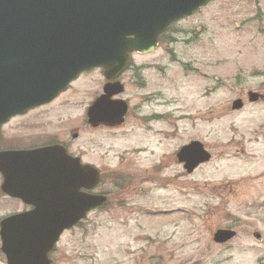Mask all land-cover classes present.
Returning <instances> with one entry per match:
<instances>
[{
    "label": "flooded vegetation",
    "instance_id": "af4514ba",
    "mask_svg": "<svg viewBox=\"0 0 264 264\" xmlns=\"http://www.w3.org/2000/svg\"><path fill=\"white\" fill-rule=\"evenodd\" d=\"M223 2L246 6L242 19L237 23L226 20L230 16L218 10ZM178 5L184 8L183 14L168 21L156 36L154 49L148 54L132 53L129 65L116 78L106 79L103 69L84 72L51 102L12 117L0 127V153L3 154L0 167L4 172V175L0 173V232L2 229L8 240V251L15 257L14 261L22 255L16 249L31 244L32 231L36 230V223L42 219L26 215L36 212V205H41L43 201L49 203L50 194L42 190L36 178L41 164L37 152L45 148H57L56 153L61 155L63 152L78 161L80 166L95 168L99 174L98 185L92 190L87 188L80 192L105 198L99 207L89 211L74 227L62 231L46 254L48 264H95L94 258L84 257L83 251L86 250L84 241L89 235L90 221L100 214L112 213L117 219L121 215L124 223L131 216L135 222L152 217H172L178 220L173 224V229L177 230L180 224L187 222L195 236L200 230L193 222L194 213L186 218L184 181L186 176H192L216 162L226 163L229 170L242 172L238 180H234V183L228 180L223 188L230 192L260 194L258 200L246 206L248 209H264V0H181ZM148 21L155 30L166 22L164 18ZM228 27H232L233 32L244 34L241 66L237 64V71L229 78H221L216 59L209 63V69L202 71L195 66V60L177 56L180 49L216 47L217 31ZM159 52L163 56L155 60ZM137 58L154 60L135 63ZM142 71L151 72L143 74ZM172 72L181 74L186 80L189 96L198 95L203 101L214 97V105L205 108L207 112L217 108V94L222 90L221 95L229 98L223 113H244L243 124H221L220 132L224 135L208 138L210 141L206 142L200 136L187 137L185 127L180 128L185 124H170L169 112L162 114L153 110L160 106L154 103V95L163 96L164 82L166 85L169 83ZM91 73L99 76V90L82 109L74 129L59 134L56 131L42 132L41 124H25L56 102H63L81 79ZM152 75H156L161 84L150 92H144L147 88L144 76ZM112 84H118L121 92L109 96L107 100L122 101L126 111L114 123L97 122L92 125L88 121V110L93 101L102 95L103 88ZM127 87L133 92L131 99L126 97ZM167 105L168 102L165 107ZM148 106L151 110L146 113ZM258 112H262L260 120H256ZM99 115L102 116L101 111ZM130 119L132 124H127ZM125 128L129 132H123ZM106 131L117 135L122 132L120 138H124V142L117 147L112 170L99 169L91 158L95 150L90 143V133ZM128 133L130 136L125 138ZM103 149L101 146L102 154ZM142 164H145L144 168L140 167ZM9 182L8 191L2 189V185L8 186ZM203 185L207 187V184ZM188 187L198 189L199 186L192 183ZM260 201L261 204H254ZM217 230L235 232L233 240L237 236L235 228H217L211 238ZM251 236L254 241L255 237H260L257 232H252ZM65 237L70 238L69 249L60 248ZM261 241L260 237L257 243ZM1 247L0 236L2 264H9ZM144 251L141 250L143 254Z\"/></svg>",
    "mask_w": 264,
    "mask_h": 264
},
{
    "label": "water",
    "instance_id": "95a60500",
    "mask_svg": "<svg viewBox=\"0 0 264 264\" xmlns=\"http://www.w3.org/2000/svg\"><path fill=\"white\" fill-rule=\"evenodd\" d=\"M164 2L0 0V125L13 115L50 101L82 71L102 67L105 76L117 75L130 52L148 47V29H141L135 22L155 10L159 16L177 13L168 14ZM135 40L142 42L133 45ZM114 88L106 87V96L116 93H112ZM123 113V105L107 102L103 96L90 108L89 122L114 123ZM56 150L38 152L41 164L36 178L50 199L26 215L42 219L32 231L31 244L16 249L22 255L15 261L1 229V251L9 264H47L45 254L61 231L103 201L79 193V189L97 184V172L88 166L79 167L76 160ZM4 186L8 191L10 182ZM233 236V232L217 231L213 242L222 244Z\"/></svg>",
    "mask_w": 264,
    "mask_h": 264
},
{
    "label": "rangeland",
    "instance_id": "374dc122",
    "mask_svg": "<svg viewBox=\"0 0 264 264\" xmlns=\"http://www.w3.org/2000/svg\"><path fill=\"white\" fill-rule=\"evenodd\" d=\"M245 8L246 6H234L224 2L218 6L219 11L230 16L226 20L234 23L242 19ZM231 28L217 31L216 47L180 49L177 56L186 60H195V66L202 71L209 69V63L216 59L219 62L217 72L221 78H229L237 71V64L241 66L244 41V34L233 32ZM162 56L163 54L159 52L155 55V60L161 59ZM152 60L137 58L135 63ZM144 78L147 82L144 92H150L157 84H161L156 75L144 76ZM187 85L181 74L172 72L169 83L166 85L164 82L163 96L154 95V103L160 106L153 108L158 113L169 112L172 121L170 124H185L180 128L185 127L187 137L200 136L205 142L210 141L208 138L224 135L220 132L221 124L230 122L243 124L245 121V114L242 112L223 113L225 102L229 98L221 95L222 90L217 94V108L207 112L205 108L214 105V97L203 101L198 95L189 96ZM98 90L99 76L97 73H91L81 79L79 85L74 87L63 102H56L36 118L31 117V120L25 124H41L42 132L66 133L74 129L82 109L91 102L94 93ZM132 94V90L127 87L126 97L131 99ZM167 102L168 105L165 107ZM150 110L151 107L148 106L145 112L148 113ZM256 115H259L256 120L262 119L260 117L262 112ZM182 117L186 120H180ZM127 124H132V120L130 119ZM193 124L194 127L189 129ZM128 130L125 128L123 132H129ZM118 134L120 135L108 131L90 133V143L95 150L91 158L99 169L114 168L117 147L124 142V138H120L123 136L122 132ZM129 136L128 133L125 138ZM101 146L104 148V154ZM144 165L140 167L144 168ZM241 174L240 170H229L226 163L216 162L200 169L192 176H186L184 209L187 212L186 218L194 213L193 222L200 230L195 236L191 233L190 224L187 222L180 224L179 229H173V224L178 220L172 217H152L146 221L139 219L135 222L134 217L131 216L127 223H124L121 215L117 219L112 213L100 214L90 221L89 235L84 241L86 249L83 251L84 257H93L95 264H113V262L116 264H264V209H248L246 206L258 200L260 194L230 192L222 187L228 180L234 183ZM192 183L198 185V189L189 188V184ZM203 184H207V187ZM254 204H261V201ZM246 221L249 223H244ZM217 228H235L237 236L230 243L216 246L211 240V234ZM252 232L260 235L261 243L252 239ZM69 240V237H65L60 248L69 249ZM163 252L166 254L162 255ZM2 263L0 257V264Z\"/></svg>",
    "mask_w": 264,
    "mask_h": 264
},
{
    "label": "bare ground",
    "instance_id": "6f19581e",
    "mask_svg": "<svg viewBox=\"0 0 264 264\" xmlns=\"http://www.w3.org/2000/svg\"><path fill=\"white\" fill-rule=\"evenodd\" d=\"M139 40H141V38H139ZM138 42H142V41H136V40H135V41L133 42V45L137 44Z\"/></svg>",
    "mask_w": 264,
    "mask_h": 264
}]
</instances>
